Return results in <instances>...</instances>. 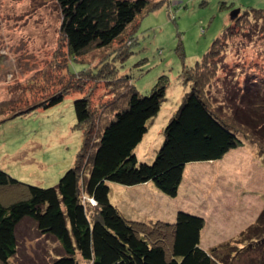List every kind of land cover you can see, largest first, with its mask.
<instances>
[{
	"label": "rangeland",
	"instance_id": "obj_1",
	"mask_svg": "<svg viewBox=\"0 0 264 264\" xmlns=\"http://www.w3.org/2000/svg\"><path fill=\"white\" fill-rule=\"evenodd\" d=\"M252 9L264 10V0H166L155 12L139 18L135 32H130L134 38L130 47L123 39L77 59L88 63L72 64L76 72L86 69L78 79L79 75L71 76L66 68L69 48L61 35V14L55 0H0V170L24 184L55 187L73 167L83 143L84 133L76 129L74 101L88 96L92 108L101 110L113 96L107 94L111 89L106 81H114L119 72L130 75L142 95H148L161 76L168 77L167 100L137 152L140 162L153 163L150 156L160 149L173 111L190 90L182 80L184 67L201 62L229 28L233 29L222 36L221 53L214 59L218 72L210 91L216 103L223 104L232 88L242 90L249 82H257L264 94V13L232 25L236 10ZM93 76L97 82L88 81ZM76 80L85 81L83 94L71 93L54 107L13 117L39 104L47 90L60 92L70 82V87L77 85ZM246 144L238 148L244 166L239 158L238 167H232L234 155H229L223 163L227 168L219 177L203 174L196 179L198 188H189L195 195L192 209L196 211L193 205L201 204L203 215L198 216L206 222L202 245L208 252L217 249V258L226 264L264 263L260 261L264 225L259 227L261 234L250 229L264 209V161L256 146ZM215 164L199 165V169L202 173L219 169V163ZM233 174L237 177L232 188ZM208 183L213 185L208 188ZM110 188L112 203L130 220L171 222L185 207L180 199H170L153 184H111ZM17 237L19 252L12 264H52L54 255L62 253L58 242L43 236L32 220L20 224ZM257 237L259 241L254 242Z\"/></svg>",
	"mask_w": 264,
	"mask_h": 264
},
{
	"label": "trees",
	"instance_id": "obj_2",
	"mask_svg": "<svg viewBox=\"0 0 264 264\" xmlns=\"http://www.w3.org/2000/svg\"><path fill=\"white\" fill-rule=\"evenodd\" d=\"M165 1L55 0L61 14V35L69 48L66 68L71 76L82 78L86 69L76 72L72 64L88 66L77 59L92 50L110 48L123 39L130 47L134 43L130 32H135L139 18L155 12ZM240 13L232 25L242 19H258L264 10ZM222 36L201 62L184 67L182 80L190 90L173 111L160 149L150 156L153 163L140 162L137 152L167 100L168 77L161 76L151 92L142 95L133 78L118 70L114 81H106L111 89L107 94L113 96L101 110L92 108L88 96L74 101L76 129L84 133L83 143L73 167L55 187L24 184L0 170V264H12L18 255V227L26 219L60 245L62 253L54 255L52 264H226L217 258V249L208 252L202 245L204 218L180 211L171 222L130 220L110 199L111 184H153L160 193L175 199L188 165L221 161L247 142L257 147L263 154L257 156L264 161V94L260 85L249 82L242 90L232 88L223 104L216 103L210 91L218 72L214 59L221 53ZM88 81L97 82L98 78L89 77ZM76 82L54 94L53 88L47 90L39 104L13 117L54 107L71 93L83 94L85 81ZM253 225L250 229L261 234L264 209Z\"/></svg>",
	"mask_w": 264,
	"mask_h": 264
},
{
	"label": "crops",
	"instance_id": "obj_3",
	"mask_svg": "<svg viewBox=\"0 0 264 264\" xmlns=\"http://www.w3.org/2000/svg\"><path fill=\"white\" fill-rule=\"evenodd\" d=\"M245 145H247V144H245ZM242 148H245V146L244 147H242ZM241 148V149H242ZM247 150V149H246ZM248 151H251V148L250 149H248ZM229 155H234L233 157H232V161H231V165H232V167L234 166V167H238L237 165H236V163H237V160L239 159V158H241L240 156H241V154H240V149H236V150H232L230 153H228L226 156H225V158H223L221 161H216V162H210V163H196V164H190V165H188L187 166V168L185 169V172H184V178H183V182H182V184H181V186H180V189H179V194H178V196H177V198H175V199H172V198H170V199H172V200H174V201H176V200H181V202L185 205V207L187 208H185L184 206H182L183 207V212H186V213H189V214H192V215H196V216H202L203 215V212H201L200 211V206H201V204H197V205H193V208H198L196 211L194 210V209H192V206H191V204H193V203H191L192 202V200H194L195 198V195L194 194H191L190 193V189L189 188H192V190H195L196 188H198V185H199V183L198 182H196V179H198L199 177H201V175H206V173L207 174H209V175H211V173H212V175H214V177L216 178V176L217 177H219V172L220 171H223V170H225L227 167H224L223 168V163H225V159L227 158V156H229ZM252 155H254V154H251V156ZM242 159V158H241ZM242 161H243V165L242 166H244V164H245V162H244V160L242 159ZM215 163H219V165H220V168L219 169H214L213 171H207V172H205V173H202V170L201 169H199V165H210V164H215ZM216 165V164H215ZM250 169V168H249ZM233 170V169H232ZM235 170V169H234ZM239 170V169H238ZM240 172H242V169L241 170H239ZM239 171H238V173H239ZM249 172V171H248ZM244 175H247V174H244ZM234 177H237V175L236 174H233L232 175V180H231V185H232V188H233V184H232V182H234ZM214 178V179H215ZM192 180H193V182H192ZM204 181L205 180H202V182L200 181V184H203L204 183ZM236 181H237V183L239 182L237 179H236ZM210 184L211 183H208V185H209V187L208 188H210L213 184H211V186H210ZM148 186H150V185H148ZM204 186V185H203ZM230 186V185H229ZM229 188V187H228ZM209 190V189H208ZM186 200H188V201H186ZM179 213V211L177 212V214ZM177 214H176V216H177ZM176 216H174L173 218H176ZM203 233H204V230H203V232H202V241H203Z\"/></svg>",
	"mask_w": 264,
	"mask_h": 264
},
{
	"label": "water",
	"instance_id": "obj_4",
	"mask_svg": "<svg viewBox=\"0 0 264 264\" xmlns=\"http://www.w3.org/2000/svg\"><path fill=\"white\" fill-rule=\"evenodd\" d=\"M240 13V10H236L235 12H234V16H233V20H235L236 19V17L238 16V14Z\"/></svg>",
	"mask_w": 264,
	"mask_h": 264
}]
</instances>
